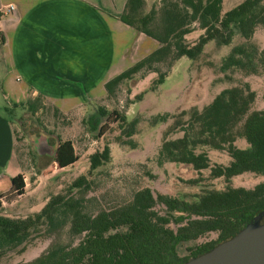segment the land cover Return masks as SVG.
Instances as JSON below:
<instances>
[{
    "label": "trees",
    "instance_id": "16d2710c",
    "mask_svg": "<svg viewBox=\"0 0 264 264\" xmlns=\"http://www.w3.org/2000/svg\"><path fill=\"white\" fill-rule=\"evenodd\" d=\"M222 1L159 0L157 6L143 12L144 0H125L119 18L154 38L157 45L107 79L105 93H113L119 82L137 72L139 76L155 72L147 89L153 88L180 56L196 57L206 41L227 44L238 36L241 42L233 44L222 57L221 66L263 76L264 100V42L259 47L250 41L256 27L264 28V0H240L227 9H223ZM197 28L202 31L195 38L186 37ZM42 100L37 94L20 107L33 115ZM254 100L255 92L244 80L221 88L201 107L191 105L150 117L151 124L169 121L161 133L157 164L187 163L197 174L206 169L205 176L185 181L196 184L201 179L222 178L223 187L203 189L184 198L179 194H153L143 185L128 197L98 201L97 195L83 194L89 180L79 175L67 190L51 195L37 211L24 217L0 214V256L13 248L23 250L34 234L30 239L45 242V246L31 259L11 264H178L231 236L264 208V107H254ZM110 113L119 129L113 140L126 143L137 117L126 121L115 110ZM106 114L98 107L97 115L88 120L97 136L103 133L106 124L100 121ZM13 135L15 143L14 131ZM109 142L105 139L100 149L87 155L88 173L109 161ZM207 149L226 153L227 163L211 162ZM76 159L72 141L58 136L52 155L56 166L70 165ZM244 171L260 174L263 179L251 186L234 184L233 178ZM10 186L17 194L23 192L21 173L10 177ZM73 187L79 193L72 191Z\"/></svg>",
    "mask_w": 264,
    "mask_h": 264
},
{
    "label": "rangeland",
    "instance_id": "374dc122",
    "mask_svg": "<svg viewBox=\"0 0 264 264\" xmlns=\"http://www.w3.org/2000/svg\"><path fill=\"white\" fill-rule=\"evenodd\" d=\"M238 1L240 0H224V5L232 6ZM158 2L159 0H146L142 11H147L153 5L157 6ZM201 31L198 28L194 29L187 33L186 37L191 40ZM250 41L260 47L264 42V28L256 27ZM238 42H241L238 36H234L227 44H216L214 40H208L196 57L182 55L177 58L169 67L164 79L155 87L147 89L155 72H148L143 76H139L137 72L132 78L119 82L113 93H105L100 98L87 100L81 107L65 111L64 114L54 110L49 103L50 100L43 99L39 108L31 115L20 106L4 104L0 95V110L11 120L16 136L14 156L19 162L21 175L25 178L23 192L20 194L11 186L0 185V214L24 217L29 212L37 211L51 195L67 190L70 183L79 175L89 180V188L83 194L97 195L98 201L128 197L133 189L143 185L149 186L153 194L158 192L179 194L184 198H191L192 194L203 189L223 187L222 178L201 179L196 184L185 181L200 174L205 176L206 169L197 174L187 163L157 164L155 156L161 133L169 121L151 124L150 117L154 113L175 112L191 105L201 107L221 88L244 80L255 92L254 107H264L263 76L243 74L234 66H221L222 57ZM142 90L145 91L139 96ZM98 107L103 108L105 114L107 112L108 114L100 121L106 124L103 133L97 136L89 127L88 120L91 116L97 115ZM112 110L122 115L126 121L137 117L133 133L126 143L120 144L113 140L119 129L112 121L114 118V114L110 113ZM39 130L49 133V143H53L54 137L69 138L77 154L76 161L58 167L50 154L36 155L32 147L31 134H38ZM105 139L110 140V159L99 165V170L88 173L87 155L96 148L100 149ZM130 141L135 142V145L131 147ZM238 142L242 144L243 140L240 139ZM207 154L211 162L227 163L229 159L226 153L215 149H207ZM261 179L263 176L260 174L244 171L236 175L232 182L251 186ZM76 188L73 187L72 191L77 194L79 191L76 192ZM33 236L34 234L29 237ZM30 238L23 250L13 248L0 256V264L31 259L45 246V242Z\"/></svg>",
    "mask_w": 264,
    "mask_h": 264
},
{
    "label": "crops",
    "instance_id": "0c3cea01",
    "mask_svg": "<svg viewBox=\"0 0 264 264\" xmlns=\"http://www.w3.org/2000/svg\"><path fill=\"white\" fill-rule=\"evenodd\" d=\"M124 2L0 0L3 103L20 106L39 94L65 112L103 96L107 79L157 45L119 18ZM222 6L231 7L224 0ZM13 147L11 120L0 110V185L5 187L21 173Z\"/></svg>",
    "mask_w": 264,
    "mask_h": 264
},
{
    "label": "water",
    "instance_id": "95a60500",
    "mask_svg": "<svg viewBox=\"0 0 264 264\" xmlns=\"http://www.w3.org/2000/svg\"><path fill=\"white\" fill-rule=\"evenodd\" d=\"M48 135L43 130L31 134L36 155L54 154L57 138L49 143ZM178 264H264V208L231 236Z\"/></svg>",
    "mask_w": 264,
    "mask_h": 264
},
{
    "label": "built area",
    "instance_id": "2783aa9c",
    "mask_svg": "<svg viewBox=\"0 0 264 264\" xmlns=\"http://www.w3.org/2000/svg\"><path fill=\"white\" fill-rule=\"evenodd\" d=\"M12 7H13V4H8V5H7V8H9V9H11ZM21 176H22V180H23V182H24V179H25V178H24L23 175H21Z\"/></svg>",
    "mask_w": 264,
    "mask_h": 264
}]
</instances>
